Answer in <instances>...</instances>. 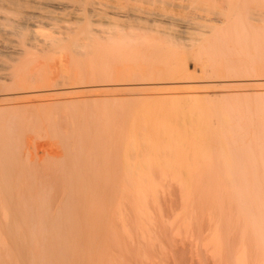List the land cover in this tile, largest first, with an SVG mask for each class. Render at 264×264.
<instances>
[{
    "label": "bare ground",
    "instance_id": "bare-ground-1",
    "mask_svg": "<svg viewBox=\"0 0 264 264\" xmlns=\"http://www.w3.org/2000/svg\"><path fill=\"white\" fill-rule=\"evenodd\" d=\"M220 1L223 6L220 2L219 9L215 0H0V95L6 96L0 104V215L6 224L5 237L11 240L12 248L18 250L20 257L26 249L33 258V264L52 259L59 260L60 264H82L77 248L70 242L76 230L74 225L90 226L102 222L101 212L86 221L74 220V205L81 198L75 184L84 167L94 165L91 159L87 164L83 162L80 150L73 152L74 157L69 162L66 158L59 160V169L68 167L71 172L61 208L52 212L56 204L53 202L51 205L48 198L54 187L50 188L46 183L40 190L41 198L35 207L31 204V192L18 191L20 201L14 205L17 211H13L12 187L18 186L19 182L36 181L41 172L42 158L40 155V159L37 157L40 151L32 152V146L29 149L27 145L28 137H25L35 123L41 131L47 127L51 133L62 137L68 147H73L70 139L78 138L80 141L82 137L90 142L89 145L95 144L94 147H119L117 168L125 177L126 185L117 189L118 205H122L127 193H133L142 206L148 204L156 188L151 178L152 169H159L162 175H178L186 196H189L194 186L188 177L197 174L199 164L208 162V168L214 152L215 159L224 167L223 179L232 188L237 206L252 224L264 250V118L260 117L259 109L256 110L259 113H253L247 104L248 110L244 109L253 116L243 115L238 105L230 108L210 105L208 109H200L195 97L202 93H197L199 90L191 85L185 90L172 91L174 94L168 93L172 97L169 102L158 100L151 105H139L136 113H127L124 122L107 120L117 130L105 139L97 135L98 130H90L99 123L95 102L27 108L26 105L21 107L23 104L15 105L11 100L18 92L31 91L37 86L48 87V74L43 67L38 68L39 64L67 54L72 56L74 73H66L63 78L67 81L77 79L85 84L112 77L115 65L135 62L147 66L138 67V73L163 72L172 77L168 79L172 82L182 80L183 63L180 71L174 64L175 50L180 46L198 47L201 52L199 57H195V62L204 71L216 72L229 57L223 52L222 45L231 43L240 48L236 51L239 56H249L248 48L256 50L264 42V0ZM66 10H70L73 18L59 17ZM187 10L217 15L221 25H213V20L206 18H193L195 21L192 23L184 20L187 25L180 29L165 23L176 18L173 14H184ZM40 13L46 15L48 23L39 20ZM257 19L263 25L253 27L250 20L259 22ZM205 44L209 51L204 50ZM204 52L208 56L206 61L201 58ZM254 60L250 59L248 65H256L258 59ZM257 85L254 86L256 92ZM161 95L154 94L157 97ZM254 97V94L252 98L249 96L251 99ZM61 113L66 114L64 122L60 118ZM254 116L256 118L252 119ZM51 156L55 157L54 154ZM82 191L88 192L90 188L86 186ZM89 211L92 212L91 207ZM12 248L1 243L0 235V256L3 251L6 261L15 256ZM237 264H247L245 252L239 254Z\"/></svg>",
    "mask_w": 264,
    "mask_h": 264
},
{
    "label": "rangeland",
    "instance_id": "rangeland-1",
    "mask_svg": "<svg viewBox=\"0 0 264 264\" xmlns=\"http://www.w3.org/2000/svg\"><path fill=\"white\" fill-rule=\"evenodd\" d=\"M215 2V6L220 9L222 1L215 0ZM221 6H223V3ZM177 14L179 16H174ZM45 16L44 13H40L39 20L48 23ZM59 17L63 19L73 18L70 10L60 13ZM173 17L176 18L172 22L165 21V23H171L175 29L187 25V22L192 23L195 21L193 18L211 19L213 20L211 24L221 25L217 21L220 19L219 16L201 10H187L184 14H173ZM184 20L187 21L186 24ZM255 21L250 20L254 25L251 24L253 27L263 25L261 20L259 22ZM208 49L209 46L205 44L204 50L209 51ZM198 50L199 48L196 46H180L175 50L174 64L180 71L183 63L184 67L182 68L184 70L181 69L180 72L182 80H174L173 82L168 80L172 77L163 72L142 71V73L139 71L138 73L137 69L147 66H142L141 63L136 62L115 65L112 77L106 80H94V84H85L73 78L67 81L63 78V75L66 73L73 75L74 73L72 56L69 54L54 56L50 62H41L42 64L38 66V68L43 67L48 74V87L37 86L36 89L31 91L18 92L12 96L11 100L15 105L20 106L23 104L21 107L27 106V108H37L39 105L41 107L43 105L91 104L95 102L99 123L90 130L92 132L98 130L97 135H102L105 139L110 138L111 132L114 133L117 130L116 127L113 129L107 123V120L118 123L124 122L127 119V113H136L139 110V105H151L157 103L158 100L169 102L172 97L168 93L174 94L175 90H185L191 85L200 91H197V93H202L197 94L195 97L200 109H208L210 105L225 108L238 105L243 115H252L249 112L247 114L248 108L253 113L259 109L260 113H256L264 118V61L262 64V60H264V42L260 44L259 48L256 47V50L252 47L248 48L249 56L241 54L243 55L242 58L241 55L239 56V52H236L240 50L238 46L231 43L227 46L222 45L223 52L228 53L227 56L229 57L222 62L220 69L213 73L211 70L204 71L195 62V57L201 52ZM201 58L202 61H206L208 56L204 52L201 54ZM250 59H255L254 61L258 59L256 65H248ZM234 68L238 70L234 71ZM183 72L185 73L183 74ZM256 84H258L257 92L256 87H254ZM252 87L254 88L253 93ZM196 89L194 90L196 91ZM249 89H252L251 92H249ZM259 90L260 93H258ZM165 93L166 96H164ZM147 94L149 97L146 96ZM154 94H162L163 96L157 97ZM253 94L255 97L251 99ZM255 94H259L257 98ZM5 97L0 95L1 105L3 104L2 100L6 99ZM259 99L262 100L258 102ZM253 100H255V105L252 102ZM243 103L245 107L242 106ZM244 108H247V110L245 111ZM64 115L66 114H60L62 121ZM255 118V116L252 117V119ZM37 127L38 123L31 126L32 129L27 130L25 137L26 139L28 137L27 142L29 141V143L27 145L29 149L32 146V149H30L33 150L32 152L40 151L37 152V157L40 155L44 160H40V171L42 173L39 172L36 181L19 182L18 186L14 185L12 187V208L13 211H17L14 205L17 201H20L18 200L20 195L18 191L21 190L31 192L33 200H31V204L32 207H35L40 200L39 198H41L40 190L46 186V183L48 187H54L51 188V196L48 198L51 205H53V202L56 204L53 205L54 209L51 206L52 212H56L61 208L66 199L71 172L68 167L59 169V160L66 158L69 162L70 158L74 157L73 152L76 153L77 150H80L83 162L87 164L91 159L94 165L91 168L84 167L86 170L83 169L82 176H79L81 178L78 177L75 184L77 190L79 189L81 198L74 205L76 206L74 220L80 221L82 219L86 221L96 216L97 212H101V223H103L90 226L86 224L84 226L83 224L74 225L76 230L73 231V239L70 242L77 248L82 264H237L238 256L243 252L246 253L247 264H263L264 250L254 234L252 224L245 213L237 206L232 188L228 185L227 180L223 179L225 178L224 167L221 161L215 159L214 152H212L213 160L208 168L206 166L209 164L208 162L204 165L199 164L197 174L188 177L189 181H193L192 185L194 186V190L189 196H186L178 175H162L159 169H152V175H154H151V178L156 188L153 196L149 198L148 204L142 206L133 196V193H129L130 195L127 193L122 205H118L117 189L122 185H126L125 177L118 172L119 169L117 168V151L119 147H94L95 144L91 143L89 145L90 142H86L83 137L80 141L78 138L70 139L69 143H72L73 147H68L62 137L51 133L49 129L47 130V127L42 131ZM69 131L66 133L69 134ZM87 132L89 133V131ZM77 145L84 147H75ZM48 153L54 154L55 157L48 156ZM207 174L209 177H207ZM86 186L90 188V191L83 192L82 189ZM56 191H58V194ZM82 195L86 196L82 197ZM90 207L92 212L89 211ZM3 222L4 218L0 215V229L1 233L3 232L0 234L1 243H6L12 248L14 246L11 240L5 237L6 224ZM99 230H101L100 233ZM96 240H99L98 243ZM38 248L40 247L38 246ZM97 249L99 252H97ZM17 251V249L12 248V255L15 256L9 261L4 259V252L1 251L0 264H33V258L30 256L29 251L25 249L21 253V257ZM39 261L38 264H60L59 260L53 259L52 261L48 260V262L45 260L43 263Z\"/></svg>",
    "mask_w": 264,
    "mask_h": 264
}]
</instances>
